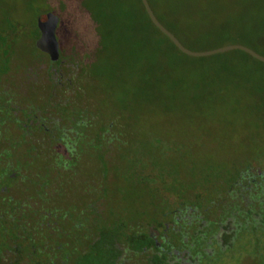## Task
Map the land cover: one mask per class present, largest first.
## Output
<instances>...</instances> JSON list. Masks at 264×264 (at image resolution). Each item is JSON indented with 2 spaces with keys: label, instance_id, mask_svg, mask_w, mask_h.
<instances>
[{
  "label": "trees",
  "instance_id": "obj_1",
  "mask_svg": "<svg viewBox=\"0 0 264 264\" xmlns=\"http://www.w3.org/2000/svg\"><path fill=\"white\" fill-rule=\"evenodd\" d=\"M146 1L157 21L191 51L238 44L264 57V0H172L169 3L174 4L168 6L164 3L166 0ZM60 5L58 24L61 22L62 30L68 32L61 37L64 39L60 45L61 58L70 56L76 62L78 80L91 75L105 87L96 88L94 92L98 98L93 101L81 97L79 89L77 96L63 101L60 111L63 117L77 120L86 131L80 135L81 142L88 143L87 147L94 144L95 169L92 167L93 171L83 173L80 172L81 161L71 162L72 156L84 158L86 146L77 150L64 148L61 154L54 148L1 147L0 222L12 221L13 211L8 206L43 204L40 194L43 189L59 188L65 192V189L72 190L75 186L78 214L72 209L74 196L65 193L60 194L64 205L62 215L68 221L77 218L80 229L87 222L95 223L94 231L98 232L96 236L99 239L94 242V247H99L98 253L101 254L103 240L108 243L109 264H119L117 257L122 253L133 258L136 264H179L154 245L151 233L159 229L167 236H173L169 224H176L177 211L187 208L185 205L195 209L205 220L203 225L196 226L182 223L181 235L174 234L176 245L189 247L190 254L198 256L194 264H216L217 258L230 253L244 236L248 238L241 243V248L246 257L251 258L254 264H264V179L256 177V170L261 176L264 174V151H253L234 173L226 172L221 179L210 181L208 176H204L196 185L188 186L190 194L184 193V186L156 176L152 196L154 202L157 200L162 206L155 210L156 213L151 210L150 220H144L149 214H135L129 209L122 211L106 205L105 201L112 200L109 195H104L107 191L104 182L113 173L104 159L107 153H111V147L116 143L113 141H118L121 135L124 120L122 122L119 116L122 113L129 122L139 112L147 110L166 113L186 108L200 116L216 112V121L205 122L209 129L222 130L223 127L231 132L247 131L253 136L264 132V64L240 51L205 58L181 54L150 23L139 0H64ZM53 7L50 0H46V9L39 10L35 19L53 11ZM62 16L67 18L62 20ZM2 23L8 24L5 20ZM7 28L12 34L5 32ZM7 28L0 29V72L7 68L10 60L8 51L14 52L17 39L15 28L9 24ZM36 36L33 25L29 38ZM108 93L111 94L109 117L100 123L106 109L100 95ZM51 101L47 97L43 104L49 113H54V106L48 105L53 103ZM10 115L11 111L0 108V126L14 123ZM110 130L112 138L106 135ZM128 171L136 181L148 179L150 173L144 175L146 170L141 165L139 168L129 165ZM78 174L80 177L76 180L75 175ZM253 177L259 185L250 189L247 201L231 195L239 193L241 184ZM196 190H202L204 195L194 194ZM165 192L181 200L178 207L168 208L162 196ZM200 198L205 200V205L199 204ZM52 204L55 205L54 201ZM28 213L31 222L41 220L39 209H29ZM26 215L13 219V222L27 219ZM228 217L234 221L233 231L223 233L222 246L215 241L209 244L215 245L213 255L203 252L202 248L209 246L206 241L217 234L218 226ZM8 231L0 224V253L9 248L7 238L11 232ZM182 232H188L187 242H183ZM162 239L160 246L168 250V238ZM90 242L91 239L88 240ZM248 246L251 248L247 252L249 256L244 249ZM80 258L85 264L90 261L86 256ZM94 261V264L105 262Z\"/></svg>",
  "mask_w": 264,
  "mask_h": 264
},
{
  "label": "flooded vegetation",
  "instance_id": "obj_2",
  "mask_svg": "<svg viewBox=\"0 0 264 264\" xmlns=\"http://www.w3.org/2000/svg\"><path fill=\"white\" fill-rule=\"evenodd\" d=\"M36 32L37 36L34 39L29 38V43L40 56L36 64L31 67L23 66L15 69L13 53L8 51L9 63L6 65L7 68L0 72V108L11 111L10 118L14 122L5 121L8 123L0 126V148H54L60 150L61 154V150L64 148L77 150L79 147H87L88 143L81 142L80 135L86 131L82 130L83 128L79 125V122L73 117H63L60 114L64 104L63 101L73 99L77 96L79 90L78 79L76 78L78 73L76 62L70 56L61 58L60 45L64 39L58 37L56 29L54 38L58 46V56L55 61H50L48 55L39 52L34 46L35 41L39 37L37 28ZM62 32L68 33L63 30ZM31 96L41 99L33 103H27L26 101H30ZM47 97L53 102L48 105L50 107L54 106V111L51 108L49 109L54 113H49L48 109H46V104H43V100ZM106 135H108V138L113 137L111 130ZM82 160L78 157H71L72 163H78ZM72 171H74L73 167ZM256 171V177L260 176L264 179V174L261 176L260 172ZM258 185L256 178L246 179L245 184H241L242 189L239 193L235 195L232 193L231 195L235 198L240 196V199L247 201L250 189ZM74 187L72 190L66 191L65 189V192H62L59 188L56 190H41L40 194L43 198V204H37V206H8L13 211L11 213L12 221L7 220L6 223L0 222V224L5 226V228L7 227L8 232H11V236L7 238L9 248L0 253V264H85L82 262L83 259L80 258L82 256H86L87 261L90 260L86 264H94V260L100 262L105 260V262L99 264H109L110 254L106 252L109 249L108 243L103 240V253L101 254L98 253L99 247H94V242L99 239L96 236L98 232L94 231L95 223L87 222V224L83 225L84 228L80 229L77 218L68 221L62 215V208L64 207L62 195H66L65 193L74 196L71 201L72 209L74 213L78 214L79 206L76 198L78 191H75ZM20 193L24 192L21 191ZM52 201H54L55 205L52 204ZM205 203V200L202 199V204L201 202L199 204L205 205ZM178 204L176 207H178ZM185 207L187 208L177 211L176 224H169L173 231V236H167L164 231L160 232L159 229L151 234L154 238V245L164 252L167 257H173L179 264H194L198 256L191 255L189 247L176 245L174 234H179L182 223L196 226L197 224L203 225L205 220L201 214H197L198 212L195 209L189 208L188 205H185ZM29 209H39L41 220L31 222L28 218ZM51 209H55V211L52 212ZM25 213L27 214V219L24 218L22 221L13 222V219H20L21 215L23 216ZM169 225H166V228ZM234 228L235 224L232 218H226L218 226L217 234L210 236L205 244L209 245L215 241L218 246H222L221 236L223 233L229 234ZM188 232H182L183 242H187L188 237H186V234ZM162 238H168V250L160 246L163 241ZM89 239H91L90 243H88ZM36 242L39 243L38 247L32 245ZM37 248H39V251H35ZM120 249L122 248L120 247ZM215 249V245H209L203 247L202 251L213 255ZM126 258V253H122L117 257V261L119 264H125Z\"/></svg>",
  "mask_w": 264,
  "mask_h": 264
},
{
  "label": "rangeland",
  "instance_id": "obj_3",
  "mask_svg": "<svg viewBox=\"0 0 264 264\" xmlns=\"http://www.w3.org/2000/svg\"><path fill=\"white\" fill-rule=\"evenodd\" d=\"M63 1L50 0L51 5L54 6L50 13L54 16L57 15L58 22L62 10L60 3ZM170 1L172 0L164 1L165 5L174 4V2L169 3ZM45 4L46 0H0V29L7 28L9 24L15 28L14 34L17 37L13 52L15 69L23 66L31 67L40 58L29 44V37L33 33L35 16L39 10L46 9ZM66 18L63 17L62 20ZM4 20L8 23L7 25L2 23ZM62 29L63 26L60 22L56 28L60 38L65 35ZM5 32L12 34L8 28ZM78 86L80 96L89 101L98 98L94 92L96 88L104 87L100 80L91 75L78 80ZM110 96V93L106 96L100 95L103 106H106L105 111L102 112L100 123L109 117L107 112L111 107ZM40 99L31 96L30 101L26 102L33 103ZM189 110L180 108L166 113L147 110L139 112L129 122L126 121L124 113L119 116L122 122L124 120V124L120 128L121 135L111 147V153H107L104 159L107 168L113 171L104 182L107 188L104 195L106 197L109 195L112 200L105 201L106 205H113L114 208L122 211L129 209L135 214H139V212L145 215L149 214L148 217H144V220H148L151 218L152 211H158L162 206L157 200L154 202L152 196V188L156 187V176L165 178L166 182L171 180L177 186H184V193L187 194L190 192L188 186L190 188V186L196 185L204 176H208L210 181L215 178L221 179L225 177L226 172L234 173L253 151H264V132L253 136L247 131L231 132L232 130L228 131L223 127H221L222 130L219 129L220 131L217 128L209 129L205 122L216 121V112L200 116V114L192 113ZM220 118L221 116L218 117V119ZM93 146L94 144H91L86 148L83 154L84 158L80 162L82 169L80 172L88 173L95 169L93 162L97 159ZM129 165H135L137 168L140 165L143 166L146 170L144 175L150 171L148 174L150 178L136 181L129 174ZM262 166L264 167V164ZM79 177V174L75 175L76 180ZM198 192L201 197L204 195L202 190H196L194 194ZM162 196L171 210L181 202L171 193L165 192L162 193ZM187 197L189 196L187 195ZM200 202L202 204V198L199 199ZM247 238L244 236L241 242L234 245L230 253L218 257L219 260L216 264H254L251 262V258L246 257L243 248H241V243ZM244 249L247 250L246 253L251 250L249 246ZM125 264H136V261L133 258H126Z\"/></svg>",
  "mask_w": 264,
  "mask_h": 264
},
{
  "label": "water",
  "instance_id": "obj_4",
  "mask_svg": "<svg viewBox=\"0 0 264 264\" xmlns=\"http://www.w3.org/2000/svg\"><path fill=\"white\" fill-rule=\"evenodd\" d=\"M142 8L149 19L150 23L162 34L164 35L173 46L183 55L191 58H205L210 57L217 54H223L230 51H240L251 57L252 59L264 64V57L255 53L251 49L238 45H226L219 48H215L207 51H191L184 46H182L178 40L167 31L154 17L152 11L150 10L148 3L146 0H139ZM58 19L50 12H46L36 18V28L39 31V37L35 41V48L46 55H48L50 61H55L58 56V46L57 42L54 38V31L56 29Z\"/></svg>",
  "mask_w": 264,
  "mask_h": 264
}]
</instances>
